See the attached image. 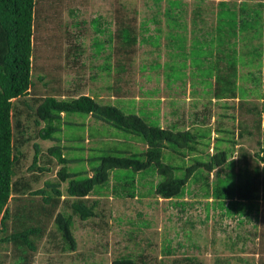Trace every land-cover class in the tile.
<instances>
[{"label": "trees", "instance_id": "1", "mask_svg": "<svg viewBox=\"0 0 264 264\" xmlns=\"http://www.w3.org/2000/svg\"><path fill=\"white\" fill-rule=\"evenodd\" d=\"M56 1L60 0H0V251H9L8 264H36L35 253L46 233L53 243V248L60 247L61 251L75 250L77 243L73 234V216L77 215L79 219L87 220L96 215L98 199H92L91 196L104 195L111 178L118 183L114 185L115 195H121L124 192V196H134L139 186L141 188L148 186L143 184L142 179H137V174L151 169L162 178L155 183L154 188V183L149 185L142 195L152 193L159 198L179 199L186 194L191 183L199 182V189L203 195L212 198L210 201L212 208L221 210L227 216L237 215L239 218L242 215L251 217L254 212L253 219L257 221L259 218L264 224V167L253 164L250 159L251 154L246 148L240 147V156L244 162L236 170L233 169L234 161H229L232 149L230 145H235L236 139L230 136L233 133L223 128L218 119L217 127L208 124L211 114L208 105L204 107L205 112H193L194 119L190 123L191 127L182 126L183 130H180L176 129L179 127L176 122L166 128L159 126V117H152V115L155 116L154 112L147 113L148 116L143 112L127 114L118 106L109 102L101 103L91 95H67L60 87H49L44 95L38 94L32 82L33 70L38 68L34 62L33 44L36 38H39V15L43 13V6L57 11L54 20L60 16L61 8ZM159 1L154 0L156 6ZM167 3L164 15L168 30L164 36L166 40L164 45L168 49L166 52L168 60L161 63L160 55H158L157 59L150 64L152 71L158 72L159 69H163L166 86L169 87L175 82L171 80L173 72L176 71L178 74H186L191 79L193 89L198 88L196 86H203L204 88L201 89L203 91L208 88L210 96L218 102L234 99L237 95L241 99L252 94L264 98V92L259 88L261 82H264V71L261 69L250 72L249 76L241 77L252 79L254 88L237 83L240 78V67L256 65L260 68L263 65L264 69V57L263 59L261 57L263 55L261 49L264 48V3L262 0H242L239 3L236 0H219L216 9L212 11L215 19L213 29L204 35L197 34L192 29L189 45L186 44L188 38L186 24L181 21L180 15L183 12V1L167 0ZM197 5L198 9L194 13L199 16L201 8L199 4ZM117 9L114 10L113 16L115 30L111 31L108 27L101 28L107 37L105 42L109 44L111 51L106 61L109 57H113L114 63L106 62L98 64L97 67L109 76L114 73L115 83L121 81V74L133 70L139 43L148 42L155 48L160 47L162 30L156 15L143 21L138 29L135 27L134 17H128L125 12L117 11ZM175 10L179 12L176 13ZM96 19L98 18L91 20V26ZM149 20L158 25L155 30L159 33L154 36L144 34L148 31ZM202 20L201 18L200 21ZM192 22L195 24V19ZM61 26H63L61 22L55 26L58 35L54 39V45L59 49L58 53L63 48V38L71 36L68 30L67 37L59 33ZM94 32L93 57L101 53L97 45L98 35L101 32ZM239 43L241 54L237 52ZM174 45L175 49H173ZM72 48H74L72 51L75 60L84 50L79 43L72 45ZM245 55L249 56L248 60L244 57ZM66 56L68 57V54ZM177 56L182 57V60L176 62ZM257 59L258 64H256ZM204 61L211 62L206 70L201 68ZM239 63H245V65H239ZM144 68L146 67L142 66L140 70ZM186 70H188L187 73ZM91 77L95 78V76ZM38 78L42 80L43 76ZM43 85L48 87L49 83L43 82ZM106 88L117 96L121 95V87L117 84L115 86L108 84ZM79 90L80 87H77L75 92ZM154 92L156 91L144 94ZM239 104L240 109L243 106L245 108L242 101ZM145 105H147L146 101L139 106V109L146 111ZM221 106L226 108L228 105L221 103ZM257 107L252 105L245 109V112L254 114L251 128L260 132L264 107L260 109ZM227 108H234V105ZM73 113L91 116L109 127L130 134L131 137L125 135L122 139L126 144L125 147L122 148L120 145L121 140H115L117 141L115 145L107 144L109 148L102 150V154L97 156L88 154L86 157L83 156V159L65 156V152L72 151L76 147L69 146L70 144L61 145L60 137L56 135L61 134L63 125L69 126L70 121L63 118ZM156 115H158L157 112ZM218 117L234 118L232 114L229 115L226 112L219 113ZM31 119L35 128L33 132H28L27 128ZM148 119L153 123H149ZM242 122L240 121V128H242ZM72 124L77 128L81 127L82 130L85 127L84 122ZM243 128L237 133L239 137H242L243 133L252 134L251 130ZM208 129L210 134L206 135L205 131ZM93 130L104 134L107 131L106 127L89 128V136L93 139L98 137L102 142L99 137L101 134L96 136L98 133L94 134ZM78 138L83 139L82 136H76L72 141ZM117 138L115 134L111 137V139ZM136 138H140L145 145L141 153L135 152L133 150L136 149L135 146L127 142L128 139L139 140ZM34 139L56 142L48 148L47 152L60 166L56 172L55 181L45 180L42 187L35 189L33 185L39 181L41 175L51 170L49 165H38L37 143H34L35 152L29 166L30 170H36L37 173L31 174L30 177L18 175L20 158L23 156L21 148ZM212 139L214 140L213 153L207 151L202 155L196 154L200 152L201 145L204 147L203 150L210 148ZM222 142L229 145L220 148ZM164 150L175 157L182 159L188 157L193 163L186 167L165 163L163 162ZM254 156L264 161V156L260 153ZM81 160L89 163L90 169L84 174L86 176L69 168L70 164ZM223 166L230 169L226 176L217 177L211 181L210 173ZM121 169L131 170V173L119 176L118 170ZM180 171H184L182 176L177 175ZM63 182H66L67 186L64 191L65 198L62 199L64 192L61 189V183ZM97 187L102 188L96 190ZM103 188H105L104 192H102ZM66 209H71V212ZM49 225L52 226V230L47 231ZM162 251L164 254H171L175 248L171 247L170 241L167 240ZM137 259L132 255H126L114 259L112 264H146L147 260L150 261L146 253L139 254ZM183 259L188 263L194 260L192 257ZM0 264L7 263L0 259ZM159 264H165V260L161 259Z\"/></svg>", "mask_w": 264, "mask_h": 264}, {"label": "rangeland", "instance_id": "2", "mask_svg": "<svg viewBox=\"0 0 264 264\" xmlns=\"http://www.w3.org/2000/svg\"><path fill=\"white\" fill-rule=\"evenodd\" d=\"M182 1L183 12L180 15L182 16L181 21L186 24V33L188 34L186 44L189 45L192 29L200 35H204V33L213 29L215 19L212 11L216 9L219 0ZM198 1L200 2L197 3ZM236 1L239 3L242 0ZM262 1L264 2V0ZM56 3L59 4L61 9L59 11L60 16L55 20L53 18L57 15V11L55 12L53 8L48 9L47 6H43V13L39 15V38H36L33 44L34 62L38 68L33 70L32 82L35 84V89L39 95H44L49 87H60L67 95H91L101 103L109 102L118 106L127 114L143 112L147 115L149 112H154L155 116L152 115V117H159V126L166 128L169 124L176 122L179 126L176 129L179 128L180 130H183L182 126L191 127L190 123L194 119L193 112H205L204 107L208 105L211 113L208 124L217 127L218 122H220L223 128H227L233 133V135H229L236 139V144L230 145L232 149L229 161H234L235 166L233 169L236 170L244 162L240 156V147L246 148L251 154L250 159L253 164L264 167V161L254 156L256 153L264 156V152H262L264 147V113H262L261 130L258 132L255 128H251L254 114L245 112V109L252 105H257L258 109L264 107V98L252 94L245 99L243 98L244 100L237 98L218 102L215 98L209 96L210 91H207V89L203 92L206 97L200 94L201 89L204 88L203 86H196L198 88L193 89L191 87L192 81L186 74L173 72L171 81L175 82L168 87L165 83L163 69H159L158 72L150 69V64L154 59H157L158 55H160L159 61L161 63L168 60L166 54L168 49L164 45L166 43L164 36L168 30L164 15L168 6L167 0H160L158 6L155 5L154 0H60ZM197 4L201 8L199 16L194 13L198 9ZM115 9L125 12L128 17H134V24L138 29H140L139 27L143 21L156 15L160 20L158 25L162 29L160 32V47L155 48L148 42L139 43L135 56V66L132 67V71L129 70L121 74L119 83H115L116 75L114 73L109 76L105 71L97 68L98 64L114 63L113 57H109L106 61V57L111 51L109 50V44L105 42L107 37L103 34L102 29L108 27L111 31L115 30L113 23ZM175 12L178 13L179 11L175 10ZM47 16L48 20L46 19ZM94 18L98 19L91 26V20ZM201 18L203 19L202 22L200 21ZM193 19L196 21L195 24L192 22ZM58 22L63 24L59 33L67 37L68 30L71 36L77 38V40L71 36L63 38V48L59 53V49L54 45V39L58 35L55 26ZM108 23L110 24L108 25ZM158 25L149 20L147 23L148 31L144 34L156 35L159 33L155 30ZM258 25L260 28V24ZM93 30L101 32L97 40L99 52L101 53L95 57H93L94 49L92 47L93 37L95 36ZM141 34L144 36L143 33ZM76 43L81 44L84 51L81 56L74 60L72 45ZM238 45L237 52L241 54L240 43ZM173 49H175V45ZM66 54H68V57ZM180 60H182V57L177 56L175 59L176 62ZM258 62L257 59L256 63L258 64ZM210 64V61L208 63L204 61L201 65L202 70L208 69ZM239 65H245V63H239ZM142 66L146 68L140 70ZM258 69H261V67L253 68L256 71ZM250 70L252 68H239L238 85L242 84L245 87L254 88L252 79L241 78L249 76ZM187 72L188 70H186ZM39 76H43V79L40 80ZM91 76H95V78ZM197 79L198 77L195 81ZM43 82L49 83L48 87L44 86ZM108 84L120 86L121 95L117 96L111 90H108L106 88ZM77 87H80V90L75 92ZM259 88L260 91L264 92V82H261ZM151 91L156 92L148 95L144 94ZM145 101L147 102V105H145L146 111L139 109V106L143 105ZM240 101L245 105V108L243 106L240 109ZM221 103H225L228 105L227 107L234 105V108H224ZM156 112L158 115H156ZM222 112L232 114L234 118L218 117L219 113ZM63 119L70 121L69 126L63 125L61 134L59 133L56 136L60 137L61 145L70 144L69 146L76 147L72 151L65 152V156L81 159L88 154L97 156L102 154V150L108 149V146L115 145L117 143L115 140H121L122 144L120 145H122V148L125 147L126 144L122 139L125 135L131 137L130 134L109 127L104 122L95 120L91 116L73 113ZM240 121H243L241 123L242 128L239 127ZM81 122L85 124L83 130L81 127L77 128L76 125L72 124ZM148 122L153 123L149 119ZM28 127V132H33L35 127L32 119ZM90 127L100 129L106 127L107 131L104 134L98 133V130H93L94 134L98 133L96 136L101 134L99 137L102 142L98 137L93 139L89 136ZM243 127L246 130H251L252 134L243 133L242 137H239L237 133L243 130ZM205 133L206 135L210 134L209 129ZM114 134L118 136L117 139H111ZM76 136H82L83 139L78 138L76 141H72ZM136 139L139 140L128 139L127 142L135 146L137 149H133L135 152L141 153L140 151L145 148V145L140 138ZM213 142L212 139L210 148H205V150H203L202 145L199 146L200 152L196 154L202 155L207 151L213 153ZM34 143L39 146L38 165H49L51 170L41 175L39 181L33 185V189L42 187L45 180L55 181L57 178L56 172L60 167L47 152L48 148L56 142L34 139L21 148L23 156L20 158L18 175L30 177L31 174L37 173L36 170L29 169L35 152ZM107 144L110 145L107 146ZM228 145V143L222 142L220 148ZM163 162L182 167L193 163L188 157L185 159L175 157L166 150H164ZM69 168L79 171L82 176H86L84 174L90 169L89 163L85 160L74 162L69 165ZM229 170L226 166L215 169L210 173V180L214 181L217 177L224 178ZM118 171L119 176L131 173V170L125 169ZM183 174L184 171L177 173L179 176ZM161 178L162 176L152 169L137 174V179H142L143 184L148 186L143 188L139 186L134 196H124V192L121 195H115L114 185H118V183L114 178H111L107 189L105 190V187L102 190V192L105 190L104 195L91 196L92 199H98V205L95 208L96 215L87 220H81L77 215L73 216V234L77 243L75 250L61 251L60 247L53 248V243L46 233L38 244L34 257L35 263L112 264L114 259L122 256L132 255L137 259L139 254L146 253L150 260H147L146 264H159L161 259L165 260V264H260V262L264 264V230H262L264 224L259 218L257 221L253 219L252 214L254 212L251 214L252 218L242 215L241 220H245L239 223L241 220L237 215L227 216L221 210L211 207L210 201L212 198L203 195L199 189V182L191 183L186 194L179 199L159 198L152 193H143L142 195V192L147 191L149 185L154 183V188L155 183ZM66 186V182L61 183L63 192ZM101 188L97 187L96 190ZM65 195L64 192V196L61 198H65ZM259 208L261 209V206ZM66 210L71 212V209ZM247 218H251V220H246ZM49 230H52L51 225H49L47 231ZM57 240L58 237L55 239L56 243ZM167 240L170 241V246L175 248V251L171 254H164L162 251ZM7 253L9 251H0V259L8 264ZM184 257H192L194 260L188 263L183 259ZM137 261L139 260L137 259Z\"/></svg>", "mask_w": 264, "mask_h": 264}, {"label": "crops", "instance_id": "3", "mask_svg": "<svg viewBox=\"0 0 264 264\" xmlns=\"http://www.w3.org/2000/svg\"><path fill=\"white\" fill-rule=\"evenodd\" d=\"M263 3H264V2H263ZM263 15H264V12H263ZM214 25H215V24H214ZM263 37H264V36H263ZM262 39H263V38H262ZM262 51H263V52H262ZM261 52H262V54L264 55V48L261 49ZM263 55L261 56L262 59H263V57H264ZM245 56H248V55H245ZM245 56H244V57H245ZM214 57H216V54H215V53H214ZM245 58H246V57H245ZM248 58H249V56H248L246 59L248 60ZM256 64H257V63H256ZM262 66H263V65H262ZM262 66H261V70L264 71V69L262 68ZM244 67L252 68V70L249 71V74H250V72L256 71V70H253L254 67H255V68H259V67H257L256 65H247V66L245 65V66H243V67H240V69H241V68H244ZM239 77H240V76H239ZM206 89L208 90V88H206ZM206 89H205L204 91H206ZM204 91L201 90V93H200V94H201L203 97H206V95L203 93ZM209 96H210V94H209ZM237 98L240 99V100H243V99H241V98L239 97V95H237L236 97H234V99H237ZM170 125H172V124H169L167 127H169Z\"/></svg>", "mask_w": 264, "mask_h": 264}]
</instances>
